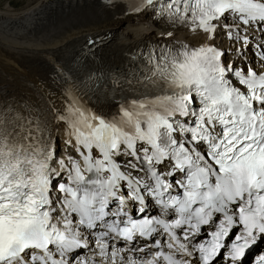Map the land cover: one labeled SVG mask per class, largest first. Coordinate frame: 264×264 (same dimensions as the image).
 <instances>
[{
	"label": "snow or ice",
	"instance_id": "obj_1",
	"mask_svg": "<svg viewBox=\"0 0 264 264\" xmlns=\"http://www.w3.org/2000/svg\"><path fill=\"white\" fill-rule=\"evenodd\" d=\"M105 3L203 40L66 89L64 154L0 102V264H264V0Z\"/></svg>",
	"mask_w": 264,
	"mask_h": 264
},
{
	"label": "bare ground",
	"instance_id": "obj_2",
	"mask_svg": "<svg viewBox=\"0 0 264 264\" xmlns=\"http://www.w3.org/2000/svg\"><path fill=\"white\" fill-rule=\"evenodd\" d=\"M124 11L123 4L109 7L105 0H0V102L12 105L9 111L47 117L60 140V154L68 137L56 115L68 102L66 89H80L89 72L97 73L101 82H109L111 75L126 76L135 67L131 57L160 39L161 32L174 31L177 41L191 46L203 40L187 28L173 30L147 14L124 16ZM90 40L103 42L88 58L81 50ZM221 46L232 47L227 40ZM61 68L66 77L59 75ZM85 100L99 112L92 92Z\"/></svg>",
	"mask_w": 264,
	"mask_h": 264
},
{
	"label": "rangeland",
	"instance_id": "obj_3",
	"mask_svg": "<svg viewBox=\"0 0 264 264\" xmlns=\"http://www.w3.org/2000/svg\"><path fill=\"white\" fill-rule=\"evenodd\" d=\"M1 1H5V0H1ZM8 1L13 2L14 4H19V3H21L23 0H8ZM15 2H16V3H15ZM218 39H220V38L218 37ZM57 137H59V136H57ZM59 138H60V137H59ZM58 142H60L59 139H58ZM58 142H57V139H56V144H61V143H58ZM57 149H58V153L61 152L60 147H58Z\"/></svg>",
	"mask_w": 264,
	"mask_h": 264
}]
</instances>
